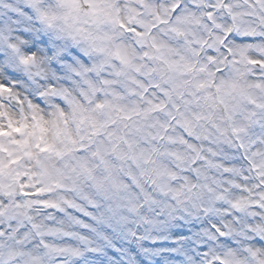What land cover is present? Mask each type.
Segmentation results:
<instances>
[{
  "label": "snow or ice",
  "instance_id": "obj_1",
  "mask_svg": "<svg viewBox=\"0 0 264 264\" xmlns=\"http://www.w3.org/2000/svg\"><path fill=\"white\" fill-rule=\"evenodd\" d=\"M0 264H264V0H0Z\"/></svg>",
  "mask_w": 264,
  "mask_h": 264
}]
</instances>
